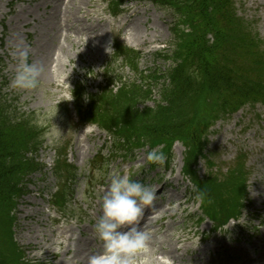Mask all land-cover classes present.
<instances>
[{"label":"rangeland","instance_id":"1","mask_svg":"<svg viewBox=\"0 0 264 264\" xmlns=\"http://www.w3.org/2000/svg\"><path fill=\"white\" fill-rule=\"evenodd\" d=\"M68 1L0 0V55L5 56L4 73L8 80L2 93L8 98L17 97L20 111L35 112L37 117L38 114L56 115L53 121L48 119L43 127L48 131L57 126L61 131V141L57 144L46 139L45 146L38 153L39 159L47 165L48 169L53 166L58 156L55 151L56 145H66V153L69 154L71 160L83 168V175L78 178L75 184L73 202H70L68 206V209L73 212L69 213L72 217L66 218V229L67 226H86L91 219L93 223L97 221V213H99L102 203L101 197L110 184V177L106 176V188L101 196L100 192L96 190L97 187L95 189L90 186L85 187L89 159L98 148L91 149L89 156L81 154V144L78 141L81 131H76L77 129L73 125L76 117L74 115L66 116L62 103L72 99L71 90L76 83L83 84L89 93L98 92L102 86L106 85L105 62L112 56L116 36L120 37V42L124 45L141 51L142 58L139 67L146 71L157 67L165 70L168 65L162 61L163 57L160 53L163 49L168 51L175 46L171 42V25L174 15L154 4L152 0H127L117 17L110 13L105 0H82V3L78 0H71V3L67 4ZM232 3L238 16L244 21L246 20L247 30H251L252 35L257 33V37L264 43V0H233ZM61 10H63L62 27L60 25L61 18H59ZM64 12L67 13L68 19L67 16H64ZM53 17L55 18L52 19ZM247 22L252 27H248ZM67 32L71 35L70 40H67L65 36ZM238 33L244 35L246 30ZM3 37L4 42L2 43ZM24 46L30 49V62H36L44 67L41 77L43 87L30 91L11 87V81L17 69V61L13 53ZM229 52H226L227 55L231 54L235 57V59H229L233 64L240 65L243 77L248 79L256 77L255 71L251 69L253 64L249 66L248 55L244 51ZM236 53L239 56H236ZM112 67L116 69L115 74H122L126 78L134 77L132 72L120 61L113 64ZM66 79L69 83L62 86ZM118 82H115L111 88L119 87L121 82ZM159 88V85H155L154 99L149 101V105H153L154 101L159 99ZM196 101L199 104L202 102V98L196 97ZM82 140H85V143L90 141L89 145L96 144V146L106 143L102 137L90 140V136L86 139L83 135ZM185 152L187 155L185 145L177 142L173 149V158L166 159L163 166L155 164L152 167L153 162H148V155L145 154V151L139 150L136 152L137 158L129 160L125 164V168L133 167V178L135 179L146 178L149 181L162 177L169 179L175 186L180 179H183V173L179 174V170L182 167V158ZM104 153L107 154L106 149ZM203 153L205 157L201 158L197 167L201 176L213 173L223 177L238 161L243 160L249 174L248 191L251 203L244 209L238 220H231L222 228V231H212L210 230L213 226L211 221L205 220L202 223H197L199 217H204V212L200 207V197L192 190V183L183 179L186 186L189 187L187 192L190 203L187 211L178 218L182 225L171 227L172 233L180 232L184 226L188 230H192V234L196 230L200 232L188 239L191 244L189 250L191 249L192 252L184 254L183 260L178 264H200L204 261H211V264H243V260L247 258L261 256L264 260V103L246 104L235 114L214 123L207 136ZM209 161H212L213 164H210ZM172 169L174 171L171 175ZM41 176L37 174L28 186V192L31 191V193L18 200L16 210L17 220L14 231L18 244L25 248L30 245L35 246L33 251L30 248L27 249L29 250L28 261L30 264H59L70 259L72 250L76 248L81 249L85 255H92L93 253L90 251L96 249L91 245L74 242L70 245L72 250L67 254V244L60 246L57 243L54 229L59 224L57 225L54 220L60 216L61 212L48 203L51 208V212L48 214L45 212L46 205L44 204L52 191L48 185H54L56 178L51 174V171L44 174V178L38 180ZM100 189L102 190V188ZM87 202L92 206L88 214L83 211ZM30 211L34 212V215ZM89 228L92 227L89 226ZM162 228L157 233L159 243L164 241L165 235L169 233V231L163 232L167 228L166 225ZM93 233L97 235L95 229L88 235L91 237L94 235ZM73 235L77 237L78 233L73 232ZM65 237L67 239V233ZM217 241H219L218 245L224 246L219 249H215L213 246L209 251L207 245H214ZM93 244H96L98 248L103 245V242L95 240ZM235 244H240L243 247L248 246V252L246 254L243 252V256L237 257L234 253ZM178 246L181 247L182 243ZM187 246L186 242L184 247ZM256 247L257 250H255ZM46 250L47 252H44ZM35 254H38V258L34 257ZM158 256L162 258L161 255ZM151 257L152 255L143 256L140 253L135 258V264H151L147 262ZM43 259L44 262H42ZM254 264H259V262H254Z\"/></svg>","mask_w":264,"mask_h":264},{"label":"clouds","instance_id":"2","mask_svg":"<svg viewBox=\"0 0 264 264\" xmlns=\"http://www.w3.org/2000/svg\"><path fill=\"white\" fill-rule=\"evenodd\" d=\"M17 61V69L11 81V87L18 90H35L43 87L42 73L44 67L36 62H30V49L27 46L13 53ZM87 99V97H85ZM54 116L38 114L34 123L43 127L48 119ZM42 139L52 143L61 141V131L56 126L44 133ZM150 162L163 166L167 157L156 149L147 156ZM110 184L101 197L102 214L95 224V232L103 242V250L93 254L88 264H135L138 254L149 246L151 236L140 227L145 210L154 205L157 192L138 179H132L119 170L108 173ZM96 177H101L97 170Z\"/></svg>","mask_w":264,"mask_h":264},{"label":"trees","instance_id":"3","mask_svg":"<svg viewBox=\"0 0 264 264\" xmlns=\"http://www.w3.org/2000/svg\"><path fill=\"white\" fill-rule=\"evenodd\" d=\"M162 1L163 2L173 1V6L175 7L174 8L175 10L177 9L182 10V8H184L185 12L183 13L181 12L182 16L192 28H196L195 35L190 38V41L193 43L188 48V53H189L188 55L190 56V60L193 63H199L201 66H203V68L201 69L204 74V77L211 80L210 83H214L216 85L217 82H223L225 88H223L222 90L223 95L220 96V98L223 97L221 99L223 101L221 107L223 109L228 107L230 111L236 110L238 106L242 103L243 99L247 97L246 90H243L238 87L240 85L239 82L237 83L234 82V75H239V72L232 71V68L228 67L227 64L222 63V67H219L217 64L218 61L217 48L220 46V50H221L225 44H231V42H229L228 39L225 37L226 36L225 31L231 28L222 25V23H228L230 26H232L235 22L234 17L231 15L232 11H230V8L226 11V13L222 15L218 14L217 12H211L210 14L212 18L210 20L206 19L205 22L202 18L199 17L196 20L197 15L195 13L193 6L190 4L189 0H162ZM169 3L172 4L171 2ZM214 7L219 8V6L217 5H214ZM218 11L220 12V10ZM225 16H227L229 20H226ZM223 18L225 19L224 22L221 21ZM201 28L202 31L200 33ZM209 32H212L214 34L215 41L217 42V44L221 43L219 46H216L215 42L212 43L211 45L208 44V41L205 38ZM240 40L243 42H249L250 44L253 43V41L247 39L246 36L240 37ZM255 63L261 66V68H264V66L260 61H256ZM257 68L260 69L259 67ZM4 113L5 111L1 109L0 111V195H3L5 193V188H6V183H5L6 180L3 176V174L6 172H4V170L6 169L9 175H12V173L16 175L15 171L12 172L13 166L23 165L24 167H26V165L20 163V161H16L10 158L8 156L9 152L6 150V148L3 145V141L6 133L3 130L2 125L8 121V118ZM19 127L20 129H22L24 133L29 134L32 138L37 137L40 133V130L37 128L29 127L28 130L25 126L19 125L18 129ZM12 128L14 129L15 127L8 125L9 130ZM6 142L12 143L13 138L6 137ZM24 144L25 146H28L26 140H24Z\"/></svg>","mask_w":264,"mask_h":264},{"label":"bare ground","instance_id":"4","mask_svg":"<svg viewBox=\"0 0 264 264\" xmlns=\"http://www.w3.org/2000/svg\"><path fill=\"white\" fill-rule=\"evenodd\" d=\"M78 1H81V0H78ZM154 40H155V38H153ZM182 203L180 202L179 203V205H181ZM153 213V210L151 209V210H149V211H146V215H151ZM171 216L173 215V213H171L170 214ZM164 216H162L161 218H159L158 220H160V219H162ZM140 227H141V229L142 230H144V231H147L149 228H145L144 227V224H143V222L141 221V223H140ZM149 227L151 228V225H149ZM218 242L219 241H217V242H215V244L213 245L214 247H217L218 246ZM207 246H209V245H207ZM69 247V246H68ZM210 248V247H209ZM197 251H199V249H196ZM205 250H206V247H205ZM163 254H164V256H166V257H168L170 260H172V261H174V263L173 264H177L178 262H180V260H181V258H183V257H179V256H177V254H174L173 253V251H171V250H165L164 252H163ZM90 256H92V255H90ZM90 256H88V257H85L84 255H83V253L82 252H76L73 256H72V258L70 259V261H68V263H71V264H88V259H89V257ZM254 262H259V264H264V260H263V258H262V256L261 257H258V258H247L246 259V262L245 263H254ZM151 263V262H150ZM244 263V264H245ZM154 264V263H153ZM160 264H165V263H163V262H160ZM201 264H210V263H207V262H203V263H201Z\"/></svg>","mask_w":264,"mask_h":264}]
</instances>
